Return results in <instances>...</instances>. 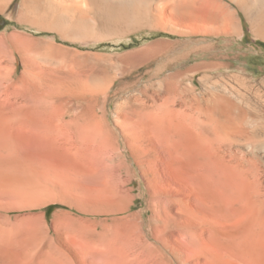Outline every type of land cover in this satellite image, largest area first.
<instances>
[{
	"label": "rangeland",
	"instance_id": "obj_1",
	"mask_svg": "<svg viewBox=\"0 0 264 264\" xmlns=\"http://www.w3.org/2000/svg\"><path fill=\"white\" fill-rule=\"evenodd\" d=\"M148 1L136 22L54 0L0 9L13 49L0 75V264H264V172L193 168L179 115L223 97L264 107V3L190 0L172 19ZM251 198L257 225L240 246L203 202L235 233ZM46 203L68 207L63 226L39 215ZM80 216L95 224L87 244Z\"/></svg>",
	"mask_w": 264,
	"mask_h": 264
},
{
	"label": "bare ground",
	"instance_id": "obj_2",
	"mask_svg": "<svg viewBox=\"0 0 264 264\" xmlns=\"http://www.w3.org/2000/svg\"><path fill=\"white\" fill-rule=\"evenodd\" d=\"M8 1L9 0H0V9H3ZM24 1L29 2V5L33 9L32 11H34V13L37 12V3L38 1L41 0H24ZM157 1L158 3L155 5L154 9L152 8L154 11H152L151 13L154 15V17H158V18L162 16L170 15V17H172L173 19L176 16H179L180 14H184V12H187L186 8H188L191 5L190 0H157ZM54 2L59 5L70 4L71 7L75 8V10H79L80 5L83 3L89 4L92 7L91 11L93 13H96V15L99 14L102 17H106V18H114V17L127 18V19H132L131 21L136 22L135 18H138L137 16H139L143 12L142 7L143 6L145 7V5H147L149 1L148 0H54ZM239 2H241L242 4L243 3L250 4L255 2L263 4L264 0H239ZM82 8H84V6ZM78 12L81 13V11ZM143 14L145 13L143 12ZM50 27L58 28V29L63 28V26L59 24L58 21L57 22L53 21L52 23H50ZM72 31L75 33V31H77V27H73ZM225 91L231 92V89L226 88ZM229 98L230 97L228 98L223 97L220 100L218 99L219 101L222 100L220 103L216 102V104L212 103V105H208V106L201 105L202 107L198 106V104L195 103L197 105L193 104L191 110H189L190 112L184 111L185 113H181V112L179 113V115L183 117V121L185 122V124H187V129L189 134L188 145L190 147L188 150H189V155L191 156L190 162H192L193 168L194 166L197 165H202V166L216 165L228 169L230 170V172H233L235 174L243 175L246 178L247 177L250 178L257 169H260L264 172V107L261 109L259 108L260 110H256V111L251 110L249 107L245 106L246 107L245 108L244 106H241L240 104L230 100L231 98L230 99ZM241 101L243 100H240V102ZM181 117L179 119L182 121ZM170 118L171 117H168V119ZM169 125L173 126L170 123ZM176 125H178V123L175 124V127ZM57 126H59V124ZM171 136L173 139V147H174L173 151L175 153L176 159L178 160L181 156H183L184 152L179 147L178 144L179 142L177 140H174L173 133ZM168 137L170 136L168 135ZM172 139H170L171 142ZM203 204L205 210L210 216L216 218L218 217L219 220L217 219L218 221L217 222L215 221L213 225H215V227L217 228L216 230L219 233L221 232L225 235L231 233L229 235H236L240 246H243L246 243L250 242L248 239L249 234L251 235L252 229L257 225L256 215L258 213L255 207L253 206L252 198L250 199L248 207H246L245 209H241L239 215L237 216V222H236L237 226L235 229V233H232L227 229L224 230L220 229V227H218L219 223L222 222V219H223V223L226 222L225 214L222 215L221 211L219 212V210L218 213L216 210H214L213 206L207 203L206 201H204ZM44 264H57V263H55L54 261L52 262L47 261Z\"/></svg>",
	"mask_w": 264,
	"mask_h": 264
},
{
	"label": "crops",
	"instance_id": "obj_3",
	"mask_svg": "<svg viewBox=\"0 0 264 264\" xmlns=\"http://www.w3.org/2000/svg\"><path fill=\"white\" fill-rule=\"evenodd\" d=\"M1 45H4V47L0 48V61L2 60L4 62H8L9 63L8 68L9 69L7 72H4V73L0 69V75H1V77H3V76L7 77L9 74L8 72H10L12 70L13 62L11 61L12 56L10 55V50H13V49H11L12 47L8 43L7 39L2 37V36H0V46ZM57 116H59V115L54 116V119ZM50 204H53V203H46V204L42 205L40 210H39V215L45 217L46 215H45L44 209L46 206H48ZM64 211H69V210L66 208H57L51 212L49 219L51 220V222L54 226H63L60 218L62 215L65 214ZM81 216H83V215H81ZM81 216L78 218L79 222L81 223L79 235L82 238L81 242H84L85 244H87V243L91 242L92 229L95 226V224H94V222H92L91 218L81 217Z\"/></svg>",
	"mask_w": 264,
	"mask_h": 264
},
{
	"label": "trees",
	"instance_id": "obj_4",
	"mask_svg": "<svg viewBox=\"0 0 264 264\" xmlns=\"http://www.w3.org/2000/svg\"><path fill=\"white\" fill-rule=\"evenodd\" d=\"M1 16H0V20H1ZM1 24H0V30H1ZM57 208H68L64 205H60V204H50L48 206L45 207L44 211H45V215H46V218L49 219V216L51 214V212Z\"/></svg>",
	"mask_w": 264,
	"mask_h": 264
}]
</instances>
